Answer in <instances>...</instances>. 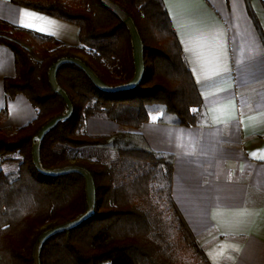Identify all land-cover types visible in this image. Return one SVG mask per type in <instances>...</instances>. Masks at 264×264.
Listing matches in <instances>:
<instances>
[{
	"label": "trees",
	"instance_id": "obj_1",
	"mask_svg": "<svg viewBox=\"0 0 264 264\" xmlns=\"http://www.w3.org/2000/svg\"><path fill=\"white\" fill-rule=\"evenodd\" d=\"M11 2L75 25L79 45L0 20L15 68L5 95L24 96L35 111L10 136L0 130V264H211L172 199V156L128 131L151 116L205 124L163 1ZM128 21L140 48L137 81ZM6 118L3 108L0 125ZM88 119L127 130L89 135Z\"/></svg>",
	"mask_w": 264,
	"mask_h": 264
},
{
	"label": "crops",
	"instance_id": "obj_2",
	"mask_svg": "<svg viewBox=\"0 0 264 264\" xmlns=\"http://www.w3.org/2000/svg\"><path fill=\"white\" fill-rule=\"evenodd\" d=\"M205 109V124L174 126L153 117L139 129L156 152L173 159L172 199L211 264H264V0H162ZM0 20L77 47L78 28L11 0H0ZM0 36H2L0 32ZM134 44L135 79L141 75ZM12 52L0 44L1 130L35 117L28 100L8 99ZM91 120L89 135L123 130ZM104 121V122H100ZM92 125V124H90ZM86 129V128H85Z\"/></svg>",
	"mask_w": 264,
	"mask_h": 264
},
{
	"label": "rangeland",
	"instance_id": "obj_3",
	"mask_svg": "<svg viewBox=\"0 0 264 264\" xmlns=\"http://www.w3.org/2000/svg\"><path fill=\"white\" fill-rule=\"evenodd\" d=\"M229 3H230V0H229ZM128 26H129V28H130V30H131V32H132V37H133V41H134V43H135V46H136V48L138 47V43H137V37H136V33H135V30H134V28H133V26H132V24L128 21ZM81 56V55H80ZM36 59H37V57H35ZM154 118V119H156V116H151L150 118ZM92 121H97V120H91V121H89L88 123H87V127H85L86 129H85V131H92L93 132V130H92V126H93V124L94 123H92ZM100 122H104V121H100ZM90 124H92V125H90ZM123 130H127V129H124V128H122ZM1 130V129H0ZM1 133L3 134V135H5V136H10L11 135V131H9L8 129H5V130H1ZM94 134H97L96 132H93ZM92 190V188H91V182H90V179H89V177H87V194H88V196H89V194H90V191ZM91 199V198H90ZM89 199V200H90Z\"/></svg>",
	"mask_w": 264,
	"mask_h": 264
}]
</instances>
